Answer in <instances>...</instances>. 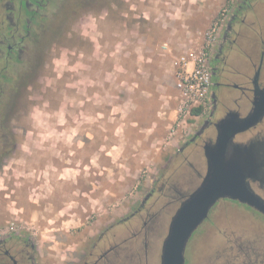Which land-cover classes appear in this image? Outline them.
I'll return each mask as SVG.
<instances>
[{
  "label": "rangeland",
  "instance_id": "rangeland-1",
  "mask_svg": "<svg viewBox=\"0 0 264 264\" xmlns=\"http://www.w3.org/2000/svg\"><path fill=\"white\" fill-rule=\"evenodd\" d=\"M241 2L96 0L67 12L57 0L62 26L10 123L12 147L0 165V232L29 236L37 256L51 264L74 263L99 233L119 243L130 235L119 261L136 264L137 256L143 263L147 252V264H159L178 205L163 201L174 189H193L205 168L201 147L178 152L202 118L176 120L174 61L201 48L216 23L211 58ZM156 177L144 238L140 219H121L138 209ZM216 204L190 237L186 264H264V220L239 205Z\"/></svg>",
  "mask_w": 264,
  "mask_h": 264
},
{
  "label": "flooded vegetation",
  "instance_id": "flooded-vegetation-1",
  "mask_svg": "<svg viewBox=\"0 0 264 264\" xmlns=\"http://www.w3.org/2000/svg\"><path fill=\"white\" fill-rule=\"evenodd\" d=\"M56 1L0 0V165L12 147L14 129L10 123L22 91L31 85H26V82L35 74L42 59L51 50L54 44L51 37L56 34L58 27L62 26L61 23L59 25V20L56 23L58 18L54 10ZM92 2L96 0H59L60 9H63L65 4L69 9L67 12H71L72 6L76 4L86 6L91 5ZM262 9H264V0H242L234 7L209 59L210 90L207 110L204 114H196L195 117L202 118L201 122L188 141L178 150L179 153H183L190 144L201 147L205 168L202 175L200 172L197 173L200 176L199 183L206 172L204 145L215 142L218 133L216 124L223 119L235 120L246 117L254 107L257 91L264 89V10ZM248 51L254 52V57H251ZM235 146L241 147L244 155L252 162L254 172L247 179V184L264 202V114L254 125L235 134L227 153L230 154ZM154 182L139 201L138 209L130 216L121 219L122 223L128 222L130 218L140 219L138 229L141 230L144 238H147L153 222L145 203H149L152 199L156 201L154 198L159 192V178L156 177ZM199 183L188 191L180 192L174 189L176 193L171 194L163 203H177V209ZM160 184L162 186L164 181H160ZM216 203V206L219 203L239 205L250 215H256L264 220L262 213L235 200L221 198ZM212 208L211 210L214 209ZM141 210L145 213L143 214ZM211 210L204 221L209 218ZM168 226L169 223L167 230ZM103 236L104 232L99 233L75 262L69 264H125L119 261V254L125 249L130 250L132 237L129 235L119 243L104 239ZM239 251H243L241 246ZM130 254L136 256V253L130 252ZM146 255L147 252L143 263L136 256V259H139L136 264H147ZM160 255L161 247L159 263ZM0 264L51 263H45L37 256L35 244L29 236L0 232Z\"/></svg>",
  "mask_w": 264,
  "mask_h": 264
},
{
  "label": "water",
  "instance_id": "water-1",
  "mask_svg": "<svg viewBox=\"0 0 264 264\" xmlns=\"http://www.w3.org/2000/svg\"><path fill=\"white\" fill-rule=\"evenodd\" d=\"M264 114V89L257 91L252 111L244 118L223 119L216 124L213 144L204 145L206 172L199 185L180 203L162 241L159 264H185V248L193 232L221 198L245 204L264 215V202L247 184L254 168L242 148L228 146L236 133L254 125Z\"/></svg>",
  "mask_w": 264,
  "mask_h": 264
},
{
  "label": "built area",
  "instance_id": "built-area-1",
  "mask_svg": "<svg viewBox=\"0 0 264 264\" xmlns=\"http://www.w3.org/2000/svg\"><path fill=\"white\" fill-rule=\"evenodd\" d=\"M216 30L215 23L206 31V41L201 48L177 56L174 61V100L179 125L186 121V117L191 116L194 109H198L199 115L207 110L210 90L209 59Z\"/></svg>",
  "mask_w": 264,
  "mask_h": 264
},
{
  "label": "crops",
  "instance_id": "crops-1",
  "mask_svg": "<svg viewBox=\"0 0 264 264\" xmlns=\"http://www.w3.org/2000/svg\"><path fill=\"white\" fill-rule=\"evenodd\" d=\"M258 10L259 11H261V9H260V7H258ZM262 10H264V9H262ZM248 54L251 56V57H254V52H251V51H248Z\"/></svg>",
  "mask_w": 264,
  "mask_h": 264
},
{
  "label": "trees",
  "instance_id": "trees-1",
  "mask_svg": "<svg viewBox=\"0 0 264 264\" xmlns=\"http://www.w3.org/2000/svg\"><path fill=\"white\" fill-rule=\"evenodd\" d=\"M198 113V109H194L193 111H192V114H194V115H196Z\"/></svg>",
  "mask_w": 264,
  "mask_h": 264
}]
</instances>
